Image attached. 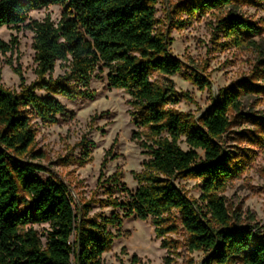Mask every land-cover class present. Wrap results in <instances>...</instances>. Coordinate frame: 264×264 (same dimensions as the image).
Here are the masks:
<instances>
[{
	"label": "trees",
	"instance_id": "obj_1",
	"mask_svg": "<svg viewBox=\"0 0 264 264\" xmlns=\"http://www.w3.org/2000/svg\"><path fill=\"white\" fill-rule=\"evenodd\" d=\"M230 2L197 0L188 12L204 14ZM157 3L0 0V29L26 26L31 11L62 8L57 25L49 19L27 25L35 34L37 81L30 86L22 82L20 93L0 83V264H104L102 256L111 249L113 238L108 228L120 226L122 219L117 215L90 219L89 209L78 215L67 186L52 177L42 179L39 173L44 168L22 158L36 138L31 114L56 124L57 117L66 114L57 97L92 99L91 82L105 71L108 88L130 97L136 126L147 130L149 137L144 142L138 132L133 134L148 156L143 171L134 173L137 189L124 188L127 200H110L108 205L121 210L123 218L151 219L157 239L178 230L172 221L177 213L189 237V250L207 254L202 264H264L261 228L234 225L225 199L219 196L236 175L221 140L231 126L229 111L240 110V90H222L199 119L167 109L176 102L174 83L161 85L151 78L174 77L182 73L183 63L173 56L166 36L156 31ZM220 28L238 46L260 32L238 17L222 21ZM16 45V39L0 43V52H12ZM57 62L67 72L54 79ZM192 81L202 89L209 87L199 76ZM189 178L201 182L200 202L180 186ZM34 225L49 226L45 244ZM161 246L166 249L169 243L163 240Z\"/></svg>",
	"mask_w": 264,
	"mask_h": 264
},
{
	"label": "rangeland",
	"instance_id": "obj_2",
	"mask_svg": "<svg viewBox=\"0 0 264 264\" xmlns=\"http://www.w3.org/2000/svg\"><path fill=\"white\" fill-rule=\"evenodd\" d=\"M196 1L158 0L156 31L166 36L183 68L174 77L154 74L151 81L161 85L172 81L176 102L167 109L196 119L213 106L222 90H240V110L229 111L231 126L221 140L236 175L219 196L225 199L234 225L258 226L264 234V0H231L220 9L190 16L188 8ZM61 13V7L49 6L31 11L26 26L0 29V43L17 40L12 52H0V83L6 89L20 93L22 82L30 86L38 79L35 34L27 25L46 19L57 25ZM230 17L257 26L259 34L236 45L220 28ZM66 72L67 68L57 62L52 77H63ZM106 73L93 78L92 99L69 101L57 97L66 114L58 116L56 124L44 123L31 114L36 138L23 161L43 167L44 172L39 173L42 179L52 177L65 184L78 215L89 209L90 219H109L112 215L122 219L120 226L108 228L113 238L111 249L102 256L104 264H165V258L169 264H202L207 254L189 250V237L177 213L172 221L178 230L157 239L151 219L123 218L121 210L108 205L110 200H127L124 188L131 192L137 189L134 173L143 171L148 156L133 134L138 132L144 142H149V137L147 130L136 126L130 97L123 90L108 88ZM196 76L209 87L202 89L194 84ZM200 185V180L193 178L180 182L197 202ZM33 228L45 244L49 226ZM163 240L169 243L166 249L161 246Z\"/></svg>",
	"mask_w": 264,
	"mask_h": 264
}]
</instances>
